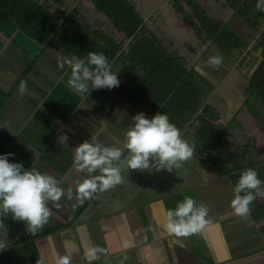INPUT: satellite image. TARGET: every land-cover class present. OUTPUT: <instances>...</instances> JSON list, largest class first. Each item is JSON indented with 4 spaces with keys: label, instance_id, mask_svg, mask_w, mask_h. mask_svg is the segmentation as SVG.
Masks as SVG:
<instances>
[{
    "label": "crops",
    "instance_id": "crops-1",
    "mask_svg": "<svg viewBox=\"0 0 264 264\" xmlns=\"http://www.w3.org/2000/svg\"><path fill=\"white\" fill-rule=\"evenodd\" d=\"M129 1L166 52L178 55L181 66L194 69L214 84L204 102L214 112V121L224 126L233 116L243 120L249 113L243 106V89L252 63L261 57V46L254 45L264 22L253 28L225 0H196L211 22L231 27L246 40L241 54L231 60L216 42L204 34L197 36L193 29V37H187L193 42L188 43L182 32L188 35L189 24L183 15L174 29L177 34L162 32L163 24L156 16L143 13L146 9L141 12L138 3ZM74 8L78 19L89 27L123 39V45L129 40L90 0H19L18 7L11 9L13 18L0 10V155L11 153L9 162L51 174L66 193L59 207L49 203L53 215L35 235L26 231L24 222L14 221L10 215L4 218L7 245L0 250V264H49L54 253L68 255L71 264H264L261 221L252 215L241 218L233 214V181L195 150L192 159L172 173L127 170L125 163L122 184L97 191L90 199L79 198L77 185L88 174L77 171L73 149L84 141L120 147L133 116L143 112L152 118L156 112L107 88L91 90L89 96L70 90V56L49 43L52 34L42 40L34 35L37 23L27 12H63L64 16ZM166 9L161 12L169 18L175 9ZM216 59L219 64L214 63ZM110 63L115 72L123 61L118 54ZM21 84L26 87L24 94ZM248 121L243 124L247 126ZM233 124L227 137L236 133ZM197 125L192 116L179 128L182 138L193 146ZM248 135L254 138V133ZM60 136H67L66 143L58 142ZM127 156L125 151L121 159ZM186 196L208 206V223L197 234L176 237L162 223L166 211ZM92 248L102 251L90 257Z\"/></svg>",
    "mask_w": 264,
    "mask_h": 264
},
{
    "label": "trees",
    "instance_id": "trees-1",
    "mask_svg": "<svg viewBox=\"0 0 264 264\" xmlns=\"http://www.w3.org/2000/svg\"><path fill=\"white\" fill-rule=\"evenodd\" d=\"M90 1L108 18L116 31L122 32L125 39L129 38L124 45L123 39L118 40L103 29L91 28L78 19L75 8L64 16L63 12H27L37 23L34 35H39L42 40L52 34L49 43L70 58H86L89 52H96L103 53L111 62L119 54L123 63L115 72L119 74L120 84L111 91L123 94L126 99L138 107L147 108L151 113L167 114L170 122L178 128L194 116L198 122L193 130L196 139L194 148L198 154L228 175L234 186L240 174L249 168L255 169L264 181V162L256 158L258 152L255 148H244L235 154L225 139L231 134L229 126L236 122L235 117L220 126L214 121L210 106L204 104L214 84L194 69L187 70L181 66L178 55L166 52L129 0ZM257 2L226 0V4L253 28L264 21V12L257 10ZM188 3H192L191 0ZM18 5L19 0H0L1 12L10 18L14 17L12 7ZM173 6L190 22L197 36L204 34L205 38L216 42L229 59L237 58L246 47V40L231 27L211 22L206 16H197V22L194 23L179 0H175ZM258 46H261V60L243 89V106L257 120L264 133V27L254 45L255 48ZM145 100H149L148 103ZM261 187L263 190L264 184ZM250 207L251 215L261 221L264 232V197H258Z\"/></svg>",
    "mask_w": 264,
    "mask_h": 264
},
{
    "label": "clouds",
    "instance_id": "clouds-1",
    "mask_svg": "<svg viewBox=\"0 0 264 264\" xmlns=\"http://www.w3.org/2000/svg\"><path fill=\"white\" fill-rule=\"evenodd\" d=\"M258 11L264 12V0H258ZM219 59L214 61L219 64ZM71 69L67 86L78 95L89 96L91 90L118 87L119 74L112 70L108 58L103 53L89 52L86 58L72 56L67 61ZM65 65L61 63L60 68ZM21 94L26 87L21 84ZM133 123L124 132L120 147L105 146L99 142L84 141L73 149L78 172L87 173L88 178L77 185L81 200L91 198L97 191H104L124 182L121 172L126 163L127 170L167 171L180 170L194 155V146L182 138L180 129L167 114L157 113L146 118L143 112L132 117ZM67 136H60L59 143H66ZM128 156L122 160L124 152ZM11 153L0 155V250L7 245V226L4 218L9 215L14 221L24 222L26 231L35 235L53 215L49 203L59 207V201L66 195L57 179L37 169H25L22 163L9 162ZM99 173L98 175H94ZM262 181L255 169L243 171L236 186L234 198L230 201L233 214L246 218L251 215V205L258 197H264ZM71 199V190L67 193ZM209 208L186 196L174 209L165 213L162 227L176 237H188L199 233L208 223ZM127 246V245H126ZM102 249L92 248L88 255L95 257ZM43 264V261H36ZM49 264H71L68 255L53 254Z\"/></svg>",
    "mask_w": 264,
    "mask_h": 264
},
{
    "label": "rangeland",
    "instance_id": "rangeland-1",
    "mask_svg": "<svg viewBox=\"0 0 264 264\" xmlns=\"http://www.w3.org/2000/svg\"><path fill=\"white\" fill-rule=\"evenodd\" d=\"M134 1H135V3L139 4L138 7L141 10V12H143V10L146 9L145 10L146 12H143V13H145V14L148 13V14H151V16H156L159 19V21H161V23L163 24V25H160L161 26L160 29L162 32H169L170 31L172 34H177L176 30H174V29H176L177 25L179 24L178 21L181 20L182 13L178 12V11L175 12L176 9L173 6L175 0H134ZM179 1L182 4L183 8L187 9V12L191 16V21H193L194 23L197 22V16H206L205 12L203 10H201L202 8L199 6V4H197L196 0H191L192 4H190V5H188V0H179ZM225 2H226V0H225ZM87 3L90 4V2H88V1H87ZM171 7L173 9H175V10H172V16L171 17L168 16L169 18H165L164 14H163V12H161V10H165L166 8L168 10H170ZM148 9H151V10L148 12L147 11ZM185 21L189 24V26H188L189 32H188V35L185 34L186 31H183L182 33H183V35H185L186 38L189 36L193 37V34L191 32L193 27H191L190 22H188L187 20H185ZM21 25L25 28L24 24H21ZM193 32L195 34L194 29H193ZM191 39L192 38H190V39L187 38V41L189 40L188 43L193 42V41H191ZM250 115L251 114L248 113V114H246V116L243 120L238 119L240 122L242 121V123H240L236 119V122L233 124V127L236 128V133L234 135H232L231 137H225V139L229 142L231 150L235 154H238V151H240L244 148L254 147L255 150L258 152V156L256 158L263 160V162H264V133L262 132L261 127H260L259 123L257 122V120L252 115L251 116L253 118L250 117ZM248 119H249V121H248ZM246 120L248 121L247 126H245L243 124V122H245ZM251 132L254 133V138L251 137L250 135L247 136V134H249ZM261 152H263V154H261ZM263 190H264V188H263Z\"/></svg>",
    "mask_w": 264,
    "mask_h": 264
},
{
    "label": "water",
    "instance_id": "water-1",
    "mask_svg": "<svg viewBox=\"0 0 264 264\" xmlns=\"http://www.w3.org/2000/svg\"><path fill=\"white\" fill-rule=\"evenodd\" d=\"M260 60H261V57L252 63L251 68L249 69V74H251V72H253V70L255 69V67L257 66V64Z\"/></svg>",
    "mask_w": 264,
    "mask_h": 264
}]
</instances>
